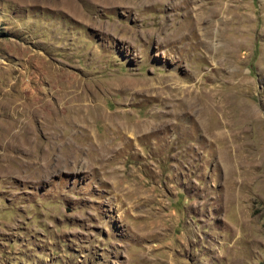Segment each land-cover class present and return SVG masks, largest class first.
Returning a JSON list of instances; mask_svg holds the SVG:
<instances>
[{"label":"rangeland","instance_id":"374dc122","mask_svg":"<svg viewBox=\"0 0 264 264\" xmlns=\"http://www.w3.org/2000/svg\"><path fill=\"white\" fill-rule=\"evenodd\" d=\"M0 61V264H264V0H0Z\"/></svg>","mask_w":264,"mask_h":264},{"label":"bare ground","instance_id":"6f19581e","mask_svg":"<svg viewBox=\"0 0 264 264\" xmlns=\"http://www.w3.org/2000/svg\"><path fill=\"white\" fill-rule=\"evenodd\" d=\"M111 3L113 4H117V3H122L124 2V0H109ZM151 1V0H150ZM219 3V2H218ZM200 12V11H199ZM83 16V15H81ZM86 15H84L82 18L86 19ZM89 19V18H88ZM195 24L197 26H199L198 28L199 29H203V37L205 39H209L211 38L210 35H211V21L209 18H202V16L200 14L197 13V15H195ZM88 21V20H87ZM91 22V21H90ZM203 22H207L206 23V26L205 27H201L200 25L203 23ZM195 26V25H193ZM202 37V36H201ZM210 40V39H209ZM208 43V41H207ZM34 57H39V59H41L40 56H36L33 54ZM1 62V61H0ZM2 63V62H1ZM44 67L47 68V64L44 65ZM55 69H59V67H55ZM51 76L56 79V80H59L60 77H61V73L59 72H56V70L52 69V74ZM170 76V75H169ZM175 77V76H174ZM171 79V78H170ZM177 80V78H176ZM142 81V80H141ZM173 81V80H172ZM180 81V80H179ZM176 82V81H175ZM62 83H64V81H62ZM66 83V82H65ZM140 84H146V82H143V83H140ZM139 84V85H140ZM153 84V83H152ZM192 86V85H191ZM181 88V87H180ZM182 89V88H181ZM56 91H58L59 94H64L65 93H69L70 95V98L68 100H66V102H68L67 106H68V109L69 111L71 112L70 115L68 114L70 118V122L73 124V122H75L74 120H77L78 119V123H84V124H87L88 121L90 120H103V121H109L111 120L110 123L107 124V126L104 127V131L106 134H114L116 137L119 138L120 141H115V142H112L110 144H105L104 142L102 141H99L97 138H95L94 136H92L91 132L86 130V127L84 125V127L81 125L78 127V132H79V135H81L80 137L83 138L85 137V139L87 140L88 142V147L90 148V150H93V152H96L98 153L97 150L99 151H102L103 153L105 152H109V151H114V150H117L118 149V146L119 147H122L120 146L123 145V147L126 146L125 142L128 141V137H127V133H126V129L127 127H125L122 122L119 123H115L113 122L112 123V119L114 120V118H111L112 116V112H106L102 109H100V107L98 106V104L96 103H92L90 100L85 94H83L82 92H77L78 90H75L74 89V85L71 86L69 85L67 89H63L61 86L57 87L55 89ZM182 92H184L187 96H189V100H191V98L193 97V91L192 90H188V88H184L181 90ZM185 98V97H184ZM44 99V98H43ZM61 100V99H60ZM63 101V100H61ZM60 101V102H61ZM59 105V104H58ZM48 105H46V103L44 101H42L41 99L34 102L31 100V107L30 110L32 109V112H35V113H39L40 117L46 121V119H48V117L46 118L47 116V111H48V108L46 107ZM66 109V108H65ZM58 110V109H57ZM56 111V110H55ZM60 111V110H59ZM20 112V111H19ZM21 112H23L21 110ZM52 112V111H51ZM54 112V111H53ZM58 112V111H56ZM93 113V118L90 116V114ZM63 114V113H62ZM60 115V114H59ZM59 115H56V116H59ZM55 116V117H56ZM59 118V117H58ZM50 119V118H49ZM56 119V118H55ZM67 120V118H65ZM15 120V119H14ZM18 121V120H16ZM56 121V120H55ZM115 121V120H114ZM48 122V121H47ZM59 122V121H58ZM61 122V121H60ZM44 123V122H43ZM65 123V122H64ZM20 124V123H19ZM46 124V123H45ZM55 124V123H54ZM14 125V124H12ZM51 125V124H50ZM70 125V124H69ZM105 125V124H104ZM56 126V125H55ZM54 126V127H55ZM92 126V125H91ZM53 127V128H54ZM74 127V126H73ZM83 127V128H82ZM56 128V127H55ZM70 128V127H69ZM85 128V129H84ZM20 129V130H19ZM17 131L18 133L19 132H22V129L21 127L19 128ZM67 129V128H66ZM91 129V128H90ZM69 131V130H68ZM84 131V132H83ZM70 132V131H69ZM68 132V133H69ZM74 132V131H73ZM77 132V131H76ZM96 133V132H95ZM104 133V132H103ZM76 134V133H75ZM78 135V136H79ZM101 135V134H100ZM110 136V135H109ZM112 135V137H115ZM24 138V137H23ZM80 138V139H81ZM12 139V138H11ZM28 139V138H27ZM30 139V138H29ZM28 139V140H29ZM117 139V138H116ZM18 140V139H17ZM218 140L222 141L223 144H225V140H222L221 138H218ZM29 142V141H28ZM128 143V142H127ZM227 148L229 147L228 145H226ZM231 147V145H230ZM88 149V148H87Z\"/></svg>","mask_w":264,"mask_h":264}]
</instances>
